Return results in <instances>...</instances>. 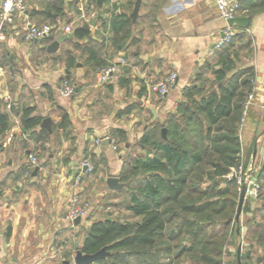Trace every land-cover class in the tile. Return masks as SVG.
<instances>
[{"label":"crops","instance_id":"1","mask_svg":"<svg viewBox=\"0 0 264 264\" xmlns=\"http://www.w3.org/2000/svg\"><path fill=\"white\" fill-rule=\"evenodd\" d=\"M131 1L135 3V0L116 3L103 0L102 6L97 3V7L114 10L113 4H116L115 11L120 13L121 5L128 11ZM154 1L146 0L147 6L140 9V18L134 25L138 43L120 52L114 61L118 63L120 58L125 57L128 62L126 73L125 67H119L105 85L96 83L94 75L89 74L82 61L68 70L64 61L59 60L55 62L51 79L39 83L27 73L29 67H24L25 78L14 72L13 80L18 88H8L7 65L21 64L14 55L16 49H22L27 56L35 49L58 56L61 51L70 49L69 43L74 41V37L61 42L55 52L47 50L52 42L45 45L46 50L41 40L26 42L25 25L31 21L28 14L38 8L39 0L29 4L25 1V11L16 13L12 21L5 23L2 46H6L7 53L5 61L0 62V102L4 103H0V110L11 112L12 105L16 108L22 105L34 107L35 113L43 120H52L51 126L56 131L54 139L45 145L46 155L35 150L37 145L22 133L19 117L13 113L11 129L0 137V264H66L67 261L74 264L76 244L81 245L83 239L79 231L97 220L84 221V218L79 225L72 224L67 217L72 208V198L76 194L82 198L86 193L104 197V189L114 192L102 178H119L128 153L127 149L114 150L110 144L103 142L98 145L97 141L110 137L112 130L121 129L128 133L132 142L131 136L138 140L168 114L177 115V105L183 101V89L194 82L196 74L206 63L215 62V42L226 26L216 0H161L157 22L151 23L146 15L148 5ZM73 11L81 15L78 0L68 5L64 21L56 28L55 40L73 33L77 25L70 21ZM86 13V21L93 22L90 25L92 33L102 31L98 22L95 23L97 9L91 6ZM109 15L107 13L106 16ZM251 18L246 31L253 38L254 54L250 60L242 61L240 66L255 68V99L245 113L241 129V159L242 165L253 169L252 174L256 177L264 159V12ZM68 26L71 32L66 33ZM171 72L177 74L176 82L166 97L158 100L156 94L149 91L146 82ZM123 78L125 85L120 84ZM65 79L73 80L77 85L75 94L69 98L62 97L58 91ZM142 89L146 91L141 95ZM6 96L10 100H6ZM64 113L69 115L71 122L68 135L57 128ZM13 119L18 120L13 123ZM25 142L30 150L24 148ZM252 144V151L249 149L247 161L243 162L247 148H251ZM31 150L40 164L37 175L27 178L22 168L28 163ZM86 161L94 162L98 176L89 179L91 177L87 174L77 181ZM97 188L101 190L97 191ZM98 200L95 201L96 206Z\"/></svg>","mask_w":264,"mask_h":264},{"label":"trees","instance_id":"2","mask_svg":"<svg viewBox=\"0 0 264 264\" xmlns=\"http://www.w3.org/2000/svg\"><path fill=\"white\" fill-rule=\"evenodd\" d=\"M75 1L39 0L38 8L29 12L32 23L50 22L55 27L41 39L44 46L55 40L57 26L64 21L68 5ZM239 3V17L264 12V0ZM160 4L161 0H155L148 5L149 22H157ZM91 6L97 9L95 23L102 31L92 33L93 22L83 19L73 29L70 49L58 56L44 53L54 61H64L68 70L82 61L96 79L99 69L119 64L114 63L119 53L136 46L137 21L134 24L130 16L134 1L128 11L121 5L120 13L115 11L116 4L114 10L98 9L97 0H86L87 11ZM143 6H147L146 0ZM215 54V62L206 63L194 82L183 89L177 115L168 114L154 123L133 144L127 132L112 130L110 137L115 139L117 150H128L119 175L125 186L114 191L117 199L122 198L112 203L115 211L79 231L83 253L93 254L104 247L109 252L94 264H224L225 256L232 254V238L239 236L235 221L239 191L237 179L230 174L242 165L241 125L249 95L255 92L256 77L253 66L240 64L253 57V38L246 30L237 29L233 41ZM126 66H120L125 67V73ZM120 84L125 85L126 80L123 78ZM156 97L162 100L166 96ZM12 113L19 117L22 133L42 154L55 128L51 133L41 128L43 117L34 107L12 105L11 112L0 110V137L11 129ZM70 127L69 115L64 113L57 128L68 135ZM23 145L30 150L28 143ZM33 171L29 161L22 168L27 178ZM256 179L261 183L258 200L255 205L246 201L244 207L249 216L244 239L249 245L241 251L242 264H264V164Z\"/></svg>","mask_w":264,"mask_h":264},{"label":"built area","instance_id":"3","mask_svg":"<svg viewBox=\"0 0 264 264\" xmlns=\"http://www.w3.org/2000/svg\"><path fill=\"white\" fill-rule=\"evenodd\" d=\"M118 1L120 0H111L112 3H116ZM78 2L80 4L82 16L84 17V12L86 10V0H78ZM216 3L221 18L226 22V26L221 30L220 35L215 42V47L217 49H220L231 43L237 34L236 27L230 26L228 22L235 17H239L237 13L240 9V3L238 0H216ZM24 11L25 0L2 1V12L0 13V49L5 38V35L3 33V27L5 23L12 21L16 13H23ZM25 26L26 31L24 34V38L26 42H33L36 40L47 38L55 29L53 25H36L31 21H27ZM65 32H71V28L69 26L66 27ZM118 63L119 64H113L111 66L99 69L96 73V83L99 85H104L113 76V74L118 71L120 66H125L128 64L125 58H120ZM176 79L177 74L175 72H171L154 83L147 81L146 85L150 92L161 97H165L169 93L171 87L175 84ZM58 91L62 97L69 98L75 94L76 85L65 79L60 83ZM5 98L6 100H10L9 96H6ZM254 99L255 93L249 95L248 101L246 103V111L253 104ZM10 106L11 105L9 104L8 107L10 108ZM242 127L243 123L241 125V128ZM104 141H108V144H110L114 150H117L114 138L108 136L104 137L98 140L97 144L100 145ZM29 162L31 163V169L34 170L36 167H39V160L34 155H29ZM83 167H85V170H83L77 177V181H80L82 176L91 173L94 169L92 163L89 161L84 162ZM252 170L253 169H246L243 165H241L239 169L233 170L230 176L237 179L240 190L242 189L243 185H246L247 191L245 202L249 201L252 205H255L260 194L261 183L256 179L255 176H253ZM90 209V202L82 200L81 196L76 194L72 198V208L67 217L72 224H75V221L78 218H80L81 220L86 218L89 214Z\"/></svg>","mask_w":264,"mask_h":264},{"label":"rangeland","instance_id":"4","mask_svg":"<svg viewBox=\"0 0 264 264\" xmlns=\"http://www.w3.org/2000/svg\"><path fill=\"white\" fill-rule=\"evenodd\" d=\"M27 1V4L30 3V1H37V0H26ZM87 10H85L84 12V17L82 16V12H81V15L80 14H76L74 11L71 15V19L70 21L73 22V25H76L78 24L81 20L85 19L86 20V17H87ZM70 17V16H69ZM67 22V21H66ZM47 24H52L50 22H46ZM6 53H7V48L6 46H2L1 47V50H0V62L1 61H5V56H6ZM62 53V51H61ZM60 53V54H61ZM14 55L16 58L20 59L21 61V64L19 65H7V68H6V71L8 72V76L6 78V81H7V84H8V88L10 89H16L18 88V86L16 85V83L14 82V76H15V73L14 72H17L19 74H22V78L24 77L25 78V72L23 71V68L24 67H29V70L27 73H29L32 77V79L36 80V81H41V80H48V79H51V72H53V67L55 66V62L51 56H48L46 53H43L41 51H37L36 49L30 53V56H27V53H24V51L22 49H16L14 51ZM21 71H20V70ZM68 81H70L71 83L75 84V82L73 80H70V79H67ZM40 83V82H39ZM76 85V84H75ZM77 86V85H76ZM2 89H0V94L2 93L1 92ZM1 104H4L3 102H0ZM264 112V110H263ZM263 116H264V113H263ZM18 120V119H13V123H15V121ZM243 131V130H242ZM131 138L133 139V141L131 142L132 144L137 140L136 138L134 139L132 136ZM54 139V137L52 138ZM1 146V144H0ZM251 148H247V152L245 154V157L243 159V162L244 161H247V154L249 153V149H251L252 151V147H253V144L250 145ZM120 150L122 151L121 147H120ZM42 155H46V152H43ZM263 158H264V153H263ZM250 157L248 158V162H250ZM92 165H93V171L91 173H89V176L91 178L89 179H96V177L98 176V169H97V166L94 164V162H91ZM264 164V159L263 161L260 163V168L262 167V165ZM259 168V169H260ZM101 188V187H100ZM103 188V186H102ZM101 188V189H102ZM99 188H97V191L101 190ZM106 191V195L104 197H97L95 194H92V193H86L84 195H82V198L86 201H89L90 204H91V209L89 211V214L88 216L85 218L84 221H88V220H98V219H103L106 217V214L107 212H110V211H115L112 203H117L118 201H120L122 198L117 199V195L115 194V192H110L109 190H105ZM238 199H237V206L235 208V216H236V211H237V207H238V203H239V198H240V193H241V190H240V187L238 185ZM96 199H99L98 200V205L96 206L95 205V201ZM246 205V202L244 203V207ZM244 207H243V210H242V213H241V216H240V220L239 222H236V229L237 231H239V236H234L232 238L233 240V244L232 246L229 248L230 252L232 253L231 255L229 256H225V259H224V264H237L236 262V256L234 253H237V248L239 246H241L242 250L245 248L246 245H249V241L247 239H244V237H246V234H247V231L245 232V223L247 221V219L249 218V216L244 212ZM92 213V214H91ZM94 217V218H93ZM83 221V222H84ZM236 221V220H235Z\"/></svg>","mask_w":264,"mask_h":264},{"label":"water","instance_id":"5","mask_svg":"<svg viewBox=\"0 0 264 264\" xmlns=\"http://www.w3.org/2000/svg\"><path fill=\"white\" fill-rule=\"evenodd\" d=\"M142 2H143V0H135L134 9H133V12L130 15L133 22H135L137 20L138 16H139V12H140V9H141V6H142ZM97 3H98V6L101 7L102 3H103V0H98ZM251 19L252 18L249 17V16H246V17H235V18L229 20L228 23H229L230 26H234V27H236L238 29L248 30L249 26H250V23H251ZM67 38L68 39H72L73 38V33L64 34V35L58 37L54 42H52L47 47V50L49 52L57 51L60 43L63 42L64 40H66ZM263 121H264V118H263ZM51 124H52V120L50 118H45L42 121L40 127L41 128H47L48 131L51 133L52 132ZM166 132H167L166 128H163L162 129V136L164 138H166ZM104 143L107 144L108 141H104ZM255 152L256 151H254V153ZM83 170H85V167L83 168ZM38 171H39V167H36L35 170H34L33 176H36ZM102 180H105L107 186L112 191H116V190L121 189V188H123L125 186V184L121 183L119 178L116 177V176H110V177H107L106 179L102 178ZM246 191H247V187H246V185H243V187L241 189V193H240L239 204H238V207H237L236 216H235L236 222H239V220H240V216H241V213H242V210H243V207H244ZM80 223H81V219L78 218L75 221V224L79 225ZM238 233H239V231H238ZM241 251H242V248H241V246H239L237 248V253H236L237 254V264H242L241 263ZM108 254H109V252H107L106 247L100 249L96 253L85 254V253H83L81 251L79 243H77L76 244V251H75V254L73 256V263L74 264H94V263H96L99 260L105 259ZM70 263H71L70 261L66 262V264H70Z\"/></svg>","mask_w":264,"mask_h":264}]
</instances>
